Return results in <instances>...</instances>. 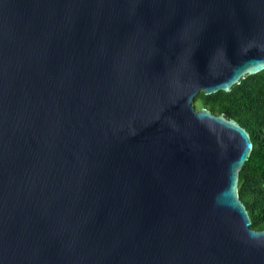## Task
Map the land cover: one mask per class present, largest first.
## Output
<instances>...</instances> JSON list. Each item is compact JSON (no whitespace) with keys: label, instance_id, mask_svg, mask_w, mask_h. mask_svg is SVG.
I'll return each instance as SVG.
<instances>
[{"label":"water","instance_id":"obj_1","mask_svg":"<svg viewBox=\"0 0 264 264\" xmlns=\"http://www.w3.org/2000/svg\"><path fill=\"white\" fill-rule=\"evenodd\" d=\"M262 70L264 0H0V264H264L193 105Z\"/></svg>","mask_w":264,"mask_h":264},{"label":"trees","instance_id":"obj_2","mask_svg":"<svg viewBox=\"0 0 264 264\" xmlns=\"http://www.w3.org/2000/svg\"><path fill=\"white\" fill-rule=\"evenodd\" d=\"M193 105L234 120L247 131L252 149L239 172L237 193L250 227L264 230V70L246 75L229 92H199Z\"/></svg>","mask_w":264,"mask_h":264},{"label":"rangeland","instance_id":"obj_3","mask_svg":"<svg viewBox=\"0 0 264 264\" xmlns=\"http://www.w3.org/2000/svg\"><path fill=\"white\" fill-rule=\"evenodd\" d=\"M194 108H195V109H197V107H196V106H194Z\"/></svg>","mask_w":264,"mask_h":264}]
</instances>
